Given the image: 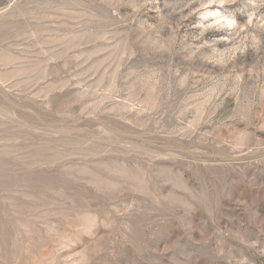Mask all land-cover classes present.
<instances>
[{"label":"rangeland","instance_id":"374dc122","mask_svg":"<svg viewBox=\"0 0 264 264\" xmlns=\"http://www.w3.org/2000/svg\"><path fill=\"white\" fill-rule=\"evenodd\" d=\"M0 264H264V0H0Z\"/></svg>","mask_w":264,"mask_h":264}]
</instances>
